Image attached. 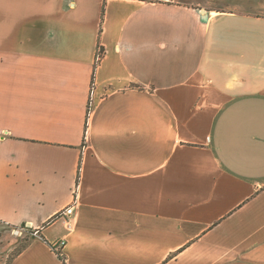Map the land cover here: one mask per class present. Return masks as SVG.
Instances as JSON below:
<instances>
[{
    "label": "crops",
    "instance_id": "obj_1",
    "mask_svg": "<svg viewBox=\"0 0 264 264\" xmlns=\"http://www.w3.org/2000/svg\"><path fill=\"white\" fill-rule=\"evenodd\" d=\"M223 1L0 0V264H264V1Z\"/></svg>",
    "mask_w": 264,
    "mask_h": 264
},
{
    "label": "built area",
    "instance_id": "obj_2",
    "mask_svg": "<svg viewBox=\"0 0 264 264\" xmlns=\"http://www.w3.org/2000/svg\"><path fill=\"white\" fill-rule=\"evenodd\" d=\"M102 57V51L101 49H98L97 50V60H99L100 58ZM74 203L72 205H69L66 209H64L62 211V216L64 217H68V216H71V215H75V211H74ZM64 246V241H58L56 242L54 245L51 246L52 250L55 252V253H59L60 254V250L62 249V247Z\"/></svg>",
    "mask_w": 264,
    "mask_h": 264
},
{
    "label": "rangeland",
    "instance_id": "obj_3",
    "mask_svg": "<svg viewBox=\"0 0 264 264\" xmlns=\"http://www.w3.org/2000/svg\"><path fill=\"white\" fill-rule=\"evenodd\" d=\"M220 1V2H219ZM260 1H264V0H260ZM217 2H219V4L220 3H224V1L223 0H217ZM241 7V6H240ZM243 8H245L247 11H256V10H261L260 8V6H258V8L257 7H253V6H250V5H245V6H243Z\"/></svg>",
    "mask_w": 264,
    "mask_h": 264
},
{
    "label": "trees",
    "instance_id": "obj_4",
    "mask_svg": "<svg viewBox=\"0 0 264 264\" xmlns=\"http://www.w3.org/2000/svg\"><path fill=\"white\" fill-rule=\"evenodd\" d=\"M57 255H58V257H60V254L59 253H57ZM61 258V257H60Z\"/></svg>",
    "mask_w": 264,
    "mask_h": 264
}]
</instances>
